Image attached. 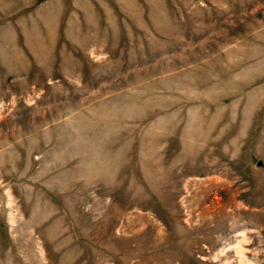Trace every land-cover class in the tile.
I'll use <instances>...</instances> for the list:
<instances>
[{"label": "rangeland", "instance_id": "obj_1", "mask_svg": "<svg viewBox=\"0 0 264 264\" xmlns=\"http://www.w3.org/2000/svg\"><path fill=\"white\" fill-rule=\"evenodd\" d=\"M0 264H264V0H0Z\"/></svg>", "mask_w": 264, "mask_h": 264}]
</instances>
